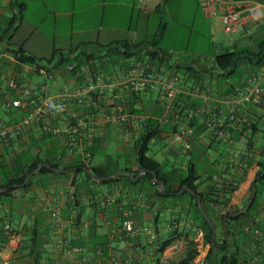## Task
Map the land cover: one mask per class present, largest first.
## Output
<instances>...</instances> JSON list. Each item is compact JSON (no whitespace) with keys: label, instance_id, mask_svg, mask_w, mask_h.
<instances>
[{"label":"crops","instance_id":"0c3cea01","mask_svg":"<svg viewBox=\"0 0 264 264\" xmlns=\"http://www.w3.org/2000/svg\"><path fill=\"white\" fill-rule=\"evenodd\" d=\"M30 1L0 0V122L7 127L21 125L27 114L14 119L9 111L11 107L6 103L9 99L6 92L15 99L19 96V89L27 90L35 103L40 104L46 98L59 95L65 86L74 88L83 84L81 79L72 78L66 72L41 70L30 75V70L24 69L17 76V90H12L8 83L12 77L11 67L8 66L13 61L12 50L22 47L27 55L48 61L53 58L54 51H73L87 44L107 46L115 42L129 41L134 44L156 43L159 49V29H152L148 19L151 14L159 12L162 2L167 0H154L150 11H146L135 0H36L41 13L37 22H34V17L30 16L29 20L25 16L29 11ZM258 2L264 5V0ZM205 19L208 20L205 31L208 35H213L214 24L209 21L212 19ZM47 20L51 21L48 26L45 25ZM215 22L222 28L219 20ZM260 25L253 24L246 34L234 35L242 38L250 36L254 28ZM26 26L27 29L20 38L19 33ZM239 45L235 40L226 43L222 49L215 46L214 54L209 56L193 54L187 50L169 52L172 53L169 60L171 69H164L162 72L166 75H177L185 84L183 93L177 94L175 100L183 95L189 97L194 104L186 108L182 117L174 120V124L162 126L157 141L162 147L160 156L164 162L170 164L169 168L163 167L161 160L153 158L161 165L164 173L173 171L177 175L184 172L190 162L196 163L202 176L199 190L206 188L205 180L209 174L213 175L218 189L224 181L229 182L234 191L229 196L228 206L225 209L217 208L212 220L213 224H217L222 217V227L224 215L229 213L228 217L235 218L230 214L238 213L245 207L253 185L258 186L257 181L264 177H260L264 171L260 169V165L264 163V97L259 106L246 105L238 109V120L227 133L218 137L217 128L208 129L202 118L194 115L196 108L206 104L202 94L194 97L189 93L195 87H208L215 98L224 99L233 95L237 88L242 91L255 85L264 93V76L260 71L252 75L244 74L238 83H233L231 91H227L222 82L211 74L214 58L227 51H238L236 47ZM183 58L206 61L198 77L184 76L177 70L179 65L180 68L188 65L185 62L187 60L181 62ZM119 77L120 72H117L110 78L102 79L105 84H111ZM105 93L108 96H117L116 100H120L118 105H121L129 127L122 128L113 124L110 118L111 109H104L97 99L89 95L82 100L69 99L64 113L44 114L37 122L22 126L21 134L17 138L0 140V166L9 167L10 160L14 158L21 160L23 165L39 160L66 165L76 155L71 157L67 153L63 135L46 133L43 126L57 128L71 124L78 118H85L86 127L77 137V141L80 142V147L93 148L87 158V170L90 174L84 171L91 180L83 174H76L75 168L68 171L59 167V170L67 172H55L50 166L51 169L42 167L47 165L43 163L39 167L47 169L48 172L40 173V168L30 178L32 181L27 189H16L10 201H0V219L11 226L14 237L12 243L8 246L5 244L1 249L0 262L7 257V250L10 249V264H35L29 256L30 253L39 254L40 264H108L111 259L116 264H181L187 257L186 242L176 240L177 236L173 231L183 229L190 235L188 240L192 237L197 245L198 255L190 264H222L221 259L230 254L235 257L232 261L234 264H264V237L262 241L251 233L252 230L259 229L264 234V190L249 221L240 223V226H230L227 245L223 247L226 241L222 245V248L230 245L228 251H213L207 261L209 245L204 243L200 224L188 213L187 199L155 198L147 182L131 187L125 181L102 184L101 182L108 180L95 178L116 175L112 179L125 177L133 183L138 182L141 178H137L139 174L133 177L126 171H135L137 168L131 154L133 139L125 138L124 133L130 130L132 136H136L142 129L143 118L129 116L125 111L129 108L137 109L156 121L162 120L167 114L165 104L158 101L159 95L155 91L149 90L131 96L121 88L112 87L107 88ZM26 104L23 101L22 108H26ZM207 104L217 107L213 101ZM177 105L184 107V103L180 101ZM177 132L182 135L188 148L184 149L180 144H169L172 134ZM181 155L186 157L185 164L179 158ZM111 171H115L114 174L97 176ZM126 173L130 176L125 175ZM223 173L221 178L219 174ZM174 183L173 179L171 184ZM124 212L131 214L137 229L134 235L126 233L121 226ZM142 229H148L150 234L142 232ZM219 233L218 228L215 235ZM166 238L175 240L159 254L160 240ZM68 249H81V252L75 251L68 256L65 254ZM232 263L226 261L224 264Z\"/></svg>","mask_w":264,"mask_h":264},{"label":"trees","instance_id":"16d2710c","mask_svg":"<svg viewBox=\"0 0 264 264\" xmlns=\"http://www.w3.org/2000/svg\"><path fill=\"white\" fill-rule=\"evenodd\" d=\"M258 51L252 52L249 49H241L233 52H225L221 55H218L214 58L212 62L213 71L211 74L214 75L219 82H222L223 87L227 89V91H231L233 88V83H238L244 74H256L258 71L264 68V42L257 46ZM13 54L12 63L8 64L12 70V77L18 86L17 76L22 72V70H30V75L33 73H39L41 70L45 72L57 71L60 73H68L72 78H79L84 83L86 78H96L101 77L103 79L110 78V76L114 75L117 72H121L123 69L132 66H142L144 65L148 70H157L161 71L166 69H171L170 58L171 54L168 51H163L156 47V43H139L134 44L129 41H121L109 44L107 46L101 45H83L82 47L76 50L70 51H54L53 58L48 61L37 60L36 58L27 55L26 51L22 47H18L11 51ZM184 60L188 63L184 68H180V65L177 66V70L180 71L184 76H192L194 78L199 76V73L203 70L206 65V61L201 59L193 58L191 61L188 58H183L181 62ZM70 68V69H69ZM9 79V81L11 80ZM8 81V83H9ZM234 92V91H233ZM91 95L97 99L99 103H101L104 109H111L116 104L120 102L116 100L110 94H104V97L99 95L98 92H93ZM6 96H8L9 102L14 98L12 94L6 92ZM19 97V96H18ZM17 97V98H18ZM176 101V102H175ZM183 102V106H178V102ZM190 98L187 96L179 95L175 100V97L171 100V104L177 105L180 111V116L184 114V110L188 108L191 103ZM28 105V103L26 104ZM175 105V107H177ZM23 106V105H22ZM10 108L9 111L14 117V119H18L21 116H24L31 112L32 108L28 105L26 108ZM129 116L140 117L143 118L142 129L138 132L136 136H132V133L129 139H133L131 154L134 157V162L136 164V170L131 171L130 169H126V171L130 172L133 177L137 176L141 171H150L155 172L158 176L159 181H163L165 183V188L163 191L165 193L171 194L170 196L160 194L157 189L158 186L151 184V175L146 174L142 176L138 182L133 183L131 179L125 177H118L116 179L103 181L102 184H111L119 181H125L131 187L137 186L139 183L147 182V185L153 190V196L159 199H174V200H182L187 199L189 203L188 213L197 220L200 224V228L203 232L204 243L209 245V252L206 257V260L209 261L211 258V254L213 251H228L229 246L226 248H222V245L225 244V235L222 227V217H220L219 222L213 224L216 229L219 228V235H215V243L216 245L211 244V229L200 214L197 204V197L201 199V205L203 207L204 212L209 217V219H214L215 212L217 208L225 209L229 203V196L234 191V187L227 181H224L222 187L218 189L216 187V183L214 181L213 175L209 174L208 179L205 180L207 186L204 190H199V181L201 180V173L199 171V167L196 163L190 162L189 165L186 166V170L182 172L180 175H177L176 172H168L164 173L161 165L155 161L153 158L149 156L150 145L154 141L158 140L160 133L162 132V126L166 124H161L160 121H156L149 116H146L137 109H128L125 111ZM124 115V113H123ZM238 120V115L236 116ZM252 129V127H250ZM4 139V138H2ZM2 139H0L2 141ZM77 147V153L75 154V158L66 165H58L52 164L47 160H39L30 165H23L22 161L19 159H11L10 166H0V201L6 202L10 201L13 197L12 193L16 189H27L32 181L24 185L25 178L35 169H37L41 164L45 163L51 168L58 169L61 167L63 170L69 169H77L76 174H83L87 179H92L88 174L84 172L85 169H88L87 158L84 156L85 153L91 155L93 148L87 149ZM82 145V144H81ZM260 169H264V163L260 165ZM48 172L47 169L42 168L40 173ZM115 171H111L110 173L97 174L98 177H106L108 175L114 174ZM221 178H223V174H219ZM218 175V176H219ZM174 179L175 183L172 185L171 182ZM258 186L255 187V197L252 200L248 210L243 214L231 218L228 217L226 221L227 235L228 239L230 234L228 232L231 225L240 226V223H244L249 221V218L252 215L253 208L256 206L257 201L260 197L262 190H264V177L259 179ZM262 185V186H261ZM183 187H186L192 190L195 196L191 195L188 192H184L181 195H177L181 191ZM5 221L0 219V251L3 246L8 242L7 233L4 229ZM11 227V226H10ZM174 234H176V240H184L186 242L187 247V257L181 262V264H190L191 261L198 255L197 245L194 243L193 238L190 240L188 238L190 235L186 233L183 229H175ZM11 234L13 232L11 231ZM173 240L166 238L165 240H160V248L158 253L161 254L167 247H169ZM103 245H105L103 243ZM32 257V261L35 264L39 263V254L33 255L29 254ZM234 255L230 254L228 256H224L221 259L222 264L226 261L234 260ZM234 264V263H232Z\"/></svg>","mask_w":264,"mask_h":264},{"label":"built area","instance_id":"2783aa9c","mask_svg":"<svg viewBox=\"0 0 264 264\" xmlns=\"http://www.w3.org/2000/svg\"><path fill=\"white\" fill-rule=\"evenodd\" d=\"M146 11L153 8L154 0H135ZM203 15L207 19L219 20L220 25L225 34H246L251 25H260L264 23V5L258 0H197ZM172 54V53H170ZM70 69V68H69ZM264 76V68L260 71ZM121 88L127 95L137 96L146 91H155L158 93V101L165 104L167 114L160 120L161 124H174V120L180 117V111L171 104V100L177 94L183 93L185 89L184 80L175 74L166 75L164 72L157 70H148L144 65L132 66L123 69L120 72V77L111 84H105L101 77L94 79L87 77L85 82L77 87H64L59 95L46 98L42 103L37 104L30 97L27 90L19 89V97L7 102V106L13 109H18L23 105V101L28 103L32 108L22 120V124L14 127H7L0 122V139L12 138L15 139L21 134L22 126L29 125L38 121L41 115H57L64 113L67 109L69 99H86L91 93L98 92L104 97L107 88ZM9 88L17 90V84L14 79L9 81ZM235 93L224 99L215 98L214 93L208 87L193 88L189 95L196 96L202 94L206 104L196 108L194 115L202 118L205 126L212 130L218 129V137L227 133L231 126L237 121L236 116L238 109L246 105L259 106L263 102L264 93L258 86H251L244 90L236 89ZM117 98V96H113ZM213 101L217 107H211L207 103ZM225 105H227L225 107ZM111 122L118 127H129L128 119L122 113L121 105L116 104L111 108ZM86 127L85 118H78L73 123L61 127L43 126V131L52 135H63L65 137L67 153L73 157L77 153L78 141L77 137ZM131 135L130 130L124 133L125 138ZM169 144L174 146L180 144L182 148H188V144L184 142L182 135L178 132L173 133ZM86 158L90 155L85 153ZM130 212H124V218L121 223L122 228L129 235H134L137 232L134 222L131 219ZM4 229L7 233L8 246L14 241L11 234L10 225L6 224ZM248 231V228H245ZM144 233L150 234L148 229L141 230ZM256 238L263 241L264 234L259 229H254L251 232ZM154 238V236H152ZM81 252V249H68L65 254L71 256L73 252ZM7 257L1 259L0 264H10L11 250H7ZM108 264H116L111 259ZM127 264V263H125Z\"/></svg>","mask_w":264,"mask_h":264},{"label":"rangeland","instance_id":"374dc122","mask_svg":"<svg viewBox=\"0 0 264 264\" xmlns=\"http://www.w3.org/2000/svg\"><path fill=\"white\" fill-rule=\"evenodd\" d=\"M35 1H30V8L25 13V16L29 20H31L30 16L34 17V22H37L41 13L38 11V4ZM148 20L152 29H159L157 46L159 49L168 52L187 50L193 54L209 56L214 54L215 46L218 49H222L226 43L235 40L240 43L236 47L237 50L246 47L252 52H257V46L264 42V24L255 27L250 36L242 38L240 35L225 34L222 28L217 26L218 24L215 20H209L214 25L212 26L213 35H208L205 31V23L208 20L203 17L196 0H167L162 2L160 11L151 14ZM50 22V20H47L45 25L48 26ZM26 29L27 26L19 33L20 38L23 37ZM161 152L162 147L159 141L156 140L151 143L149 156L161 160L160 163H162L163 167L169 168L170 164L163 161L160 156ZM179 158L185 164L186 157L181 155Z\"/></svg>","mask_w":264,"mask_h":264},{"label":"water","instance_id":"95a60500","mask_svg":"<svg viewBox=\"0 0 264 264\" xmlns=\"http://www.w3.org/2000/svg\"><path fill=\"white\" fill-rule=\"evenodd\" d=\"M42 167L47 168V169H51V168H49L48 165H42ZM42 167H38L37 169H35L34 171H32L25 178L24 185H26L28 183V181L30 180V178L32 177V175L34 173H36ZM51 170H53L55 172H67V171H63V170H59V169H51ZM73 170H75V169H71V170H68V171H73ZM84 171H86L87 173H89V171L87 169H85ZM146 174L151 175V177H152V179H151L152 180V183L158 186V192L160 194H162V195H166V193L163 191V188L165 186V183L163 181H159L158 180V176H157V174L155 172L141 171V173H139V175L137 176V178L142 177V176H144ZM125 175L130 176L128 173H126ZM263 176H264V171L261 173L260 177H263ZM115 177H116V175L110 176V177H106V178H97V177H95V178L98 179V180H109V179H112V178H115ZM0 192H2V191H0ZM183 192H188L191 195L195 196L194 192L192 190L186 188V187H183L178 194H182ZM254 197H255V184L253 185L250 199L248 200V202L245 205V207L242 210H240L238 213H232L230 215L233 216V217H237V216L241 215L242 213L246 212L248 210V208H249L252 200L254 199ZM200 202H201L200 197H197V204H198L199 212L203 216V218L206 220V222L208 223V225H209V227L211 229V244L212 245H216V243H215V227H214L213 223L211 222V220L209 219V217L204 212L203 207H202V205H201ZM231 212H232V209H231ZM228 216H229V213L225 214L224 217H223V229H224V235H225V241H226V244L223 247H225L227 245V242H228V235H227V228H226V221H227Z\"/></svg>","mask_w":264,"mask_h":264}]
</instances>
